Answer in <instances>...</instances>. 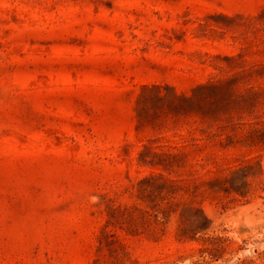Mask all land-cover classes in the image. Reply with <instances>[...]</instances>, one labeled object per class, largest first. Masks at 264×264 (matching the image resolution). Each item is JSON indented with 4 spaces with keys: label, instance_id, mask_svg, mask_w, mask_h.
Returning <instances> with one entry per match:
<instances>
[{
    "label": "rangeland",
    "instance_id": "rangeland-1",
    "mask_svg": "<svg viewBox=\"0 0 264 264\" xmlns=\"http://www.w3.org/2000/svg\"><path fill=\"white\" fill-rule=\"evenodd\" d=\"M0 264H264V0H0Z\"/></svg>",
    "mask_w": 264,
    "mask_h": 264
}]
</instances>
